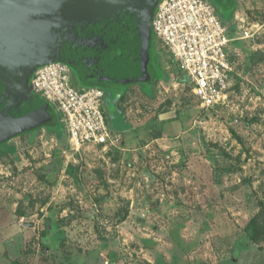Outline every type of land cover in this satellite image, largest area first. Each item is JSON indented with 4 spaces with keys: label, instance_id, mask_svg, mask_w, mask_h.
Segmentation results:
<instances>
[{
    "label": "rangeland",
    "instance_id": "1",
    "mask_svg": "<svg viewBox=\"0 0 264 264\" xmlns=\"http://www.w3.org/2000/svg\"><path fill=\"white\" fill-rule=\"evenodd\" d=\"M237 1L234 16L246 15L256 33L227 49L235 71L227 104L201 109L155 40L136 84L88 79L106 93L120 144L78 150L66 130L58 139L46 128L7 141L0 264H110L111 256L115 264H264V240L254 242L249 227L264 204V0ZM218 12L228 35L241 36L230 12ZM159 69L167 78L152 89L146 81ZM166 112L174 116L160 119Z\"/></svg>",
    "mask_w": 264,
    "mask_h": 264
},
{
    "label": "water",
    "instance_id": "2",
    "mask_svg": "<svg viewBox=\"0 0 264 264\" xmlns=\"http://www.w3.org/2000/svg\"><path fill=\"white\" fill-rule=\"evenodd\" d=\"M160 0H0V142L51 120L32 78L61 62L88 79L132 83L149 70ZM174 112L160 114V119Z\"/></svg>",
    "mask_w": 264,
    "mask_h": 264
},
{
    "label": "built area",
    "instance_id": "3",
    "mask_svg": "<svg viewBox=\"0 0 264 264\" xmlns=\"http://www.w3.org/2000/svg\"><path fill=\"white\" fill-rule=\"evenodd\" d=\"M242 31L228 35L211 0H160L151 31L188 77L190 91L203 110L225 105L233 86L231 42L254 37L256 28L246 15L234 16ZM66 64L39 67L32 78L36 94L60 112L68 140L76 149L84 146L111 148L121 136L113 132L103 111L105 91L99 87H76Z\"/></svg>",
    "mask_w": 264,
    "mask_h": 264
},
{
    "label": "trees",
    "instance_id": "4",
    "mask_svg": "<svg viewBox=\"0 0 264 264\" xmlns=\"http://www.w3.org/2000/svg\"><path fill=\"white\" fill-rule=\"evenodd\" d=\"M211 2L215 6L216 11L217 12L219 11L218 13L230 12L231 19L234 17V13H235V11L237 9V5H238L237 0H223V3H218L215 0H211ZM155 40L156 39H155V37L151 31V37H150V42H149V44H150L149 45V47H150L149 48V52H150L149 65L151 63V58H152L151 47H153V48L156 47ZM166 78L167 77L165 76L164 72L161 69H159V70L155 71V73H152V75L150 76V81H146V83H151V86L153 89L154 85L157 82H159L160 80H166ZM95 81H97V80H95ZM137 81H139V80H136V81L129 83V84H132V85L136 84ZM88 85L92 86V87H97V86L91 85V84H88ZM47 104H48L47 110H48V113L51 115V120L45 124H42V125L34 128V129L26 131L20 135H24V134L30 133L32 131H35V130H38L41 128H46L49 133L55 135L58 139H62L64 137L65 128H64L63 123L61 124L60 117L59 118L55 117L54 106L49 102H47ZM127 135H131V133H128ZM10 149L11 148L9 147L7 141L0 142V157L3 155H7L9 153ZM249 227L251 228L250 236L254 242H259L261 240H264V204L261 205V208H260L259 212L257 213V215L255 217H253V219L250 221ZM110 264H115L113 256H111V263Z\"/></svg>",
    "mask_w": 264,
    "mask_h": 264
},
{
    "label": "flooded vegetation",
    "instance_id": "5",
    "mask_svg": "<svg viewBox=\"0 0 264 264\" xmlns=\"http://www.w3.org/2000/svg\"><path fill=\"white\" fill-rule=\"evenodd\" d=\"M74 81H77L76 79H74Z\"/></svg>",
    "mask_w": 264,
    "mask_h": 264
},
{
    "label": "crops",
    "instance_id": "6",
    "mask_svg": "<svg viewBox=\"0 0 264 264\" xmlns=\"http://www.w3.org/2000/svg\"><path fill=\"white\" fill-rule=\"evenodd\" d=\"M106 102H107V101H106ZM106 102H105V103H106Z\"/></svg>",
    "mask_w": 264,
    "mask_h": 264
}]
</instances>
